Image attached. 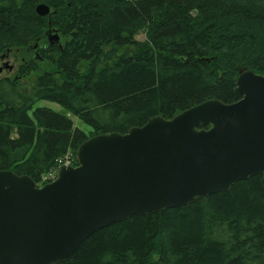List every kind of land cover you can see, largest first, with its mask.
I'll return each mask as SVG.
<instances>
[{
  "label": "trees",
  "instance_id": "trees-1",
  "mask_svg": "<svg viewBox=\"0 0 264 264\" xmlns=\"http://www.w3.org/2000/svg\"><path fill=\"white\" fill-rule=\"evenodd\" d=\"M39 3L48 15L36 14ZM50 30L58 42L46 40ZM14 49H35L52 68L40 72L30 58L20 70L25 87L0 79V170L38 181L66 151L75 160L89 136L211 98L238 100L240 69L264 75V0H0V55ZM62 264H264L261 175L103 227Z\"/></svg>",
  "mask_w": 264,
  "mask_h": 264
},
{
  "label": "water",
  "instance_id": "water-1",
  "mask_svg": "<svg viewBox=\"0 0 264 264\" xmlns=\"http://www.w3.org/2000/svg\"><path fill=\"white\" fill-rule=\"evenodd\" d=\"M49 10L35 7L38 16ZM234 92L231 103L211 98L94 134L76 147V166H60L41 186L0 170V264H62L103 227L187 207L252 175L264 190V75L240 69Z\"/></svg>",
  "mask_w": 264,
  "mask_h": 264
},
{
  "label": "rangeland",
  "instance_id": "rangeland-1",
  "mask_svg": "<svg viewBox=\"0 0 264 264\" xmlns=\"http://www.w3.org/2000/svg\"><path fill=\"white\" fill-rule=\"evenodd\" d=\"M55 30H50L49 33H55ZM57 33V32H56ZM146 33H147V26H142L138 29L137 34L135 35V39L139 41L146 40ZM58 34V33H57ZM46 40H48V36L45 35ZM33 59L36 64L38 65V68L40 69V72L46 71L48 69L52 68V65L50 62L42 61L39 59V54L35 49L32 50H24V49H14L8 52V56L4 60H0V67L2 68L0 72V77L3 76H9L11 78H18L21 79L22 84H24V87L28 83L26 77H21V69L25 67L27 63H24L23 60H29ZM4 63H7V65L4 67ZM35 69L32 71L31 75L28 76V79H33L35 77V74L39 73V70ZM38 106H47L50 108H53L56 111L67 113L64 109H62L59 105L56 103H52L49 101L42 100L38 102ZM67 115L72 119L74 126L82 128L86 132H89L90 128L88 125L84 124L78 117H74L70 115V113H67Z\"/></svg>",
  "mask_w": 264,
  "mask_h": 264
},
{
  "label": "built area",
  "instance_id": "built-area-1",
  "mask_svg": "<svg viewBox=\"0 0 264 264\" xmlns=\"http://www.w3.org/2000/svg\"><path fill=\"white\" fill-rule=\"evenodd\" d=\"M60 161H64L65 163H69L68 155L66 154L65 157L63 158V160L60 159ZM53 176H54L53 172H49L44 179H46V178H53Z\"/></svg>",
  "mask_w": 264,
  "mask_h": 264
},
{
  "label": "flooded vegetation",
  "instance_id": "flooded-vegetation-1",
  "mask_svg": "<svg viewBox=\"0 0 264 264\" xmlns=\"http://www.w3.org/2000/svg\"><path fill=\"white\" fill-rule=\"evenodd\" d=\"M3 77H5V76H3ZM2 77H0V79H1Z\"/></svg>",
  "mask_w": 264,
  "mask_h": 264
}]
</instances>
